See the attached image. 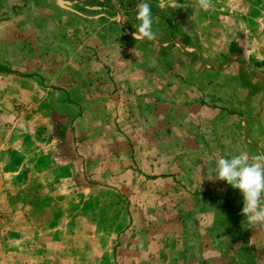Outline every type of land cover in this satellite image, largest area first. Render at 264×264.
Instances as JSON below:
<instances>
[{"label": "crops", "instance_id": "1", "mask_svg": "<svg viewBox=\"0 0 264 264\" xmlns=\"http://www.w3.org/2000/svg\"><path fill=\"white\" fill-rule=\"evenodd\" d=\"M93 2L104 12L97 38L113 43L98 54L118 90L102 106H78L69 89L86 87L80 74L69 82L70 70L41 68L24 39L17 66L0 63L9 70L0 72V264H201V243L182 220L196 215L203 167L211 179L202 133L212 152L214 110L203 116L202 92L217 104L214 89L234 88L239 96L224 103L249 144L264 139L253 130L264 119V0ZM45 3L67 9L68 1ZM30 5L43 2L5 8ZM57 11L89 38L88 13ZM42 21L35 12V37Z\"/></svg>", "mask_w": 264, "mask_h": 264}, {"label": "rangeland", "instance_id": "2", "mask_svg": "<svg viewBox=\"0 0 264 264\" xmlns=\"http://www.w3.org/2000/svg\"><path fill=\"white\" fill-rule=\"evenodd\" d=\"M36 1L43 2L41 9L33 8L32 5L24 9L19 7L7 9L5 8L6 0H0V63L11 62L12 66H17L19 47L22 49L20 52L29 49L28 52L34 54V45H36L38 50L35 54L38 55V66L45 70L59 67L62 74L70 70L69 82L77 81L76 73L81 76L78 81H85V88L69 89L73 94L72 98L79 102L78 106L84 105L86 109L102 106L103 103L101 104L100 101L103 96L112 98L118 92L116 86L112 87L108 83V74L112 70L105 71L103 59L98 54V49L104 45H107L108 49L113 48V43H110L109 47V41L101 42L97 38L98 25L103 23L97 16L104 14L103 9L98 8L93 2L95 0H87L91 3L88 5L75 4L78 9L74 7V4H69V0H66L68 4H64L67 9H64L63 5L55 4L51 7L45 3L54 0ZM112 1L114 0H108L109 3ZM131 1L142 2V0ZM166 1L172 0H159V3ZM146 2L147 0H143V4ZM57 9H62L69 14L74 13V15L84 14L86 16L88 13L89 25L84 29L89 28V38L81 39L84 35L88 36V33L81 35L80 24L70 26L73 18L69 25L65 23L62 25L61 20H58L61 15ZM149 11L153 12L151 7ZM35 12L36 16L41 14L43 19L42 25L39 26L41 36L38 37H35L34 26L31 23ZM22 18H26V24H21ZM35 38L37 43L34 42ZM23 39L27 44L26 48L23 46ZM137 48L138 50L145 49L141 45ZM20 58L24 61L23 55ZM159 65L163 64H155V68H159ZM216 66L215 64L209 65L211 69ZM113 74L115 77L119 76L114 71ZM138 76L143 79L144 74ZM224 84L226 83L222 82L218 90L212 91V94L214 95L215 92L218 98V105L214 102L208 103L209 101L205 100L206 94L202 92L203 116L209 117V114L205 112V107L214 110L211 118L213 120L211 126L213 130L212 152L207 150L210 145V138L204 132L207 126L205 122L202 124L204 132L202 133V146L203 150L206 149L202 153V158L203 161L205 158L207 161L211 160V179L208 175L206 176V173L210 172L209 168L203 167L200 170V176L206 178L207 181L206 183L200 182L201 190H198L199 193L194 197L196 215L192 217L186 215L183 220L180 219L187 228L194 227L195 231L187 232L186 236L189 238L195 235L196 241H200L201 247H197L196 258L199 254L201 255V264H264V153L259 152L258 148L252 145L261 143L263 146L264 139L258 142L257 138H253L255 142L249 144L243 134L240 117L237 113L230 111V105L225 104L227 102L224 103V99L230 97L234 99L239 95L234 88ZM121 94L123 95L122 92ZM253 130L256 133L259 131L260 137L264 136V119ZM249 139L252 141V138ZM207 184H211L212 188L209 189ZM190 199L193 198L186 196L184 209L187 212L193 206ZM216 246L217 256L214 250Z\"/></svg>", "mask_w": 264, "mask_h": 264}, {"label": "trees", "instance_id": "3", "mask_svg": "<svg viewBox=\"0 0 264 264\" xmlns=\"http://www.w3.org/2000/svg\"><path fill=\"white\" fill-rule=\"evenodd\" d=\"M2 71H9V70H7L6 67H3V66L0 65V72H2Z\"/></svg>", "mask_w": 264, "mask_h": 264}, {"label": "built area", "instance_id": "4", "mask_svg": "<svg viewBox=\"0 0 264 264\" xmlns=\"http://www.w3.org/2000/svg\"><path fill=\"white\" fill-rule=\"evenodd\" d=\"M172 1H179V0H172ZM201 1H207V0H201Z\"/></svg>", "mask_w": 264, "mask_h": 264}]
</instances>
